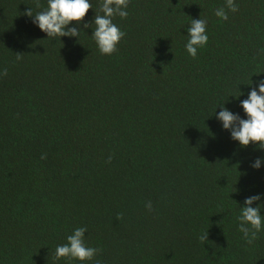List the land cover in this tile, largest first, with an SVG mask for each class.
I'll return each instance as SVG.
<instances>
[{
  "label": "trees",
  "instance_id": "16d2710c",
  "mask_svg": "<svg viewBox=\"0 0 264 264\" xmlns=\"http://www.w3.org/2000/svg\"><path fill=\"white\" fill-rule=\"evenodd\" d=\"M39 3L0 0V264H77L55 257L77 227L99 264H264V232L248 245L237 220L264 194L251 167L264 151L213 115L225 103L246 118L250 79H264V0H235L226 21L225 0H130L111 56L94 26L80 44L48 39L23 15ZM199 18L209 40L193 59Z\"/></svg>",
  "mask_w": 264,
  "mask_h": 264
},
{
  "label": "clouds",
  "instance_id": "9594fccd",
  "mask_svg": "<svg viewBox=\"0 0 264 264\" xmlns=\"http://www.w3.org/2000/svg\"><path fill=\"white\" fill-rule=\"evenodd\" d=\"M129 3L130 0H99V10L95 12L92 21L87 23L84 22V18L89 10L93 9L91 0H47V5L42 10L34 12L33 8L28 7L23 15L31 18L32 23L45 33L48 39L59 38V42L61 37L77 38L78 42L81 34H85L81 31V24L85 29H93L94 26L91 38L99 53L111 56L118 50L117 46L125 36V33L113 22L114 17L127 18ZM36 7H41L39 0H36ZM225 8L232 13L238 11L235 0H225V6L217 8L214 13L216 17L224 21L228 20ZM187 33L184 47L187 54L195 59L198 51L205 48L209 40L207 20L191 19ZM248 87L250 91L247 98L239 103L246 118H241L239 114L225 107V103L220 104L218 106L220 111L216 113V108L213 115L221 123L222 129L228 131L231 139L238 142L241 148H247L252 144L257 146V150L264 151V79L257 81L250 79ZM242 95L243 93L239 91V95L233 97L239 100ZM262 165H264V158L258 157L251 167L259 170ZM262 199L264 194H256L246 197L243 206L239 205L238 231L248 245H253L259 233L264 232V215L261 214L264 212V204L257 203ZM254 204L255 207H253ZM145 207L151 211V202L149 201ZM86 232L85 227L73 229L71 234L67 235L66 242L57 245L56 259L67 258L77 264H94V262L99 264L95 258L100 249L86 243Z\"/></svg>",
  "mask_w": 264,
  "mask_h": 264
}]
</instances>
